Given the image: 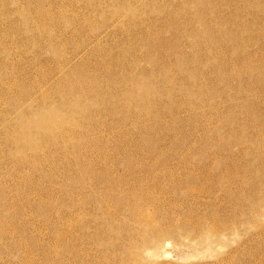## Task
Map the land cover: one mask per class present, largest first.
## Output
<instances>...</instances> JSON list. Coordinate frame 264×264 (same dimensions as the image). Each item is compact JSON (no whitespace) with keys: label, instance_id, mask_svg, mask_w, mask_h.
<instances>
[{"label":"bare ground","instance_id":"6f19581e","mask_svg":"<svg viewBox=\"0 0 264 264\" xmlns=\"http://www.w3.org/2000/svg\"><path fill=\"white\" fill-rule=\"evenodd\" d=\"M19 1L24 4V15L27 17L34 15V19H29V25L36 28L32 35H27L29 37L27 42L36 41L40 46L48 47L52 50L51 55H54V60L57 62V70L60 71L56 78L53 75L55 71L51 73L45 70L32 80L29 89L24 90V93L20 94V98H18L20 101H17L18 104L14 103L11 105L10 108H14V110L10 113L20 108L17 105L21 106L22 111L19 119H22L27 124L24 128H21L18 125L19 123L14 125L11 123L10 130H18L19 132L15 134L14 140L26 142L22 144H28L38 154H41L45 149L43 141L53 142L50 144L59 145L62 148L64 152L62 158L57 159L65 158L62 162L68 172L67 178H70L69 181H65V186H67L68 191L72 190L74 195L69 197L70 200L64 202V205L68 207L66 209L68 212L65 211V214L58 212L59 214L53 218L48 215L46 210H39V213L36 214L42 216L44 224H49L51 227L47 237L41 235L40 232L42 230L40 227L32 226L30 230L25 224L23 217L16 224L14 221V217L18 216L15 213L16 208L7 207L0 199V249L6 253L17 254L18 252L17 264H94L80 256L82 254L81 251L84 249L83 246L75 248L77 243L89 238V242L84 243L103 245L101 249L105 258H108V260L112 259L109 261L113 264H123L128 253H130L128 255L130 261H138L142 258V252H147L154 248L152 243L156 244V249L165 247L168 244L165 243L167 238L182 233L178 231V228H182L181 231L187 235H203L205 233H208V236L213 233L225 235L228 233V228L233 225L238 226L247 221L255 225L264 222V184H256L250 175H246L247 173L243 174L242 170L249 171L250 165L238 158L240 156L239 152L233 151L229 143H218L219 151H212L210 147L213 143H205L206 141L198 143L196 146L194 142L195 144L193 143L191 147H185V152L188 149L202 151L203 153L205 151L210 152L212 157L215 158L213 161H194L186 158L174 160L170 158L171 155L162 160L155 156H149L151 157L150 159L141 160L135 158L138 150L131 147H118L119 151L115 153L113 150L111 151L113 153L109 151L110 154L107 153L109 157H104L106 154L103 157H93L94 155L87 157L86 154L88 155V153L85 148L94 143L91 140L84 139L87 137V132L99 130L100 124L108 126L106 119L100 118L99 120V117L104 116L105 113L114 114V117H119L120 119H128L130 114L135 112L137 118H139L137 121L134 119V122L142 124V118L152 112L155 114L153 118L162 117V114L169 112L171 115L170 119H172L171 122L177 125L181 121V116H184L183 113L190 117L195 107L203 108L206 104L207 108L217 109L222 116L225 111L224 107L222 108L216 102L217 96H220L224 91L205 82L203 79L205 75L212 81L218 79L219 82L223 81L231 84V80L235 78V75L242 76L243 71L241 69L244 67L243 69L249 70L250 74L256 76L264 88V51L262 50L261 55L259 54V64H253L252 60L257 56L258 51H246L251 41L246 36V33L250 32L253 27L250 25L251 23L243 22L242 18L244 16L240 13L244 11L246 14H254L251 9V1L254 2L253 0H180L181 4L178 12L184 15V13L188 12V9H191L190 12L193 15L190 20L188 19L189 21L182 23L177 20L176 15L179 14L177 11L176 15L172 13L173 9L166 13L168 7H164L161 0H116L118 6L111 11L110 17L104 18L101 24L91 28L93 36L89 39L94 44L86 38L78 39L77 32H85L80 26H75L73 30L68 29V31L64 32L60 29L55 31L50 27L52 20L56 22L55 24L61 21L58 18L73 20V23L75 22L78 25V20L86 24V26L92 25L94 21L91 19L92 11L96 7L94 2L85 0L83 8L79 0H60L61 3L57 2L59 6L52 7L42 5L39 0ZM55 1L57 0L51 1L50 4L53 5ZM223 2L229 7H234L235 10L227 13ZM226 14L227 17L224 18ZM12 15H14V12H10L5 18L9 19L10 17L9 20L14 22ZM72 17L76 18L72 19ZM160 20L164 21L161 24V29L155 26L156 22ZM228 20L232 23L231 25H237L236 30H234L233 26H224ZM4 21L0 20V26L5 25ZM73 23H70L69 26H72ZM27 27L28 25L26 24L22 32H28ZM238 28L239 30H237ZM100 29L104 31H100ZM43 31L47 33H43ZM164 33H169V35L167 34L168 36H166ZM73 34L77 37L79 45L68 49L66 47L70 45V39H72ZM111 34L121 36V41L116 43L120 53L113 56L109 55L110 53L101 55L100 52L103 51L102 53H104L106 51L103 48L104 46H102V38ZM250 35L252 34L249 33ZM46 36L47 38H45ZM188 39H191L190 43L192 45L190 44V46L194 47L192 48L194 50L192 53L183 50V46ZM13 42L16 41L13 40ZM261 46L260 48L263 47ZM227 48L228 51L224 53ZM230 51L235 58H229L230 54L228 52ZM81 52L87 54L86 57L82 61L79 60L80 62L74 61L75 59L73 60L72 56H78ZM82 56L83 54L80 55V58ZM92 58H95L99 63L92 65ZM228 60L233 61L234 68L230 69L227 66ZM144 61H146L145 64L147 62L148 64L150 63L152 69L136 71L137 69L135 68L141 67ZM100 63L103 64V69L98 66ZM10 64H13V71L8 73L9 77L18 79L17 82L31 78L28 75V71H19L13 61H10ZM205 64L212 66L211 74L204 71L203 67ZM6 65H9V62ZM179 73L182 75L181 77ZM170 81L177 86H171L172 88L165 91L164 86ZM219 82L217 81V83ZM120 83H131V85L126 86L124 89H119L118 85ZM223 87L225 86L223 85ZM241 89L248 94L255 92L254 88L252 90L249 87H242L239 91ZM164 91L167 93L182 92L184 98L180 100L172 97V99H165L163 97ZM33 92L37 95L34 98L36 105L35 102L28 101V97ZM119 96H123L127 100L130 108L120 105L121 101H117ZM202 97H204L203 103H198ZM230 99L231 103L235 102L234 99L237 101L236 96L233 95H231ZM155 105L157 106L154 107ZM235 108L242 110L248 115L246 119L238 120V123H235L243 125L244 130H253V134L249 137L246 135L239 136L238 132L235 131L234 135L240 141L246 139L248 144L250 143L249 150L251 148L252 151L255 148L257 149V154H255L260 160L261 165L259 167L262 169V180H264V100L262 93L258 94L256 98L242 101V103L238 102ZM30 113H34L35 118L33 116L30 117ZM233 118L232 115L225 117L226 121L232 122L234 121ZM16 125L18 126L16 127ZM211 125L216 129V133H220V124ZM208 127L211 128L210 125ZM177 129L180 128L177 126ZM197 133L199 134V131ZM75 138L77 139L73 141L72 139ZM93 138H95V135ZM196 138L195 140H198ZM34 140L43 141L34 143ZM145 144L147 143L145 142ZM106 146L109 148L108 145ZM103 150L105 151V149ZM245 151L247 152V150ZM54 153L60 154L57 151L53 152L50 150L49 155L52 154L53 157ZM181 157H183L182 154ZM56 163L57 161H54L53 166ZM44 164H46L44 161L39 162L41 168ZM44 176L55 180L51 171L49 172V177L45 174ZM245 182L250 185V192L246 191L247 193H243L244 187L242 185ZM35 185L38 186L39 183L36 182ZM185 187L188 191L199 192L194 198L202 205H209L210 211L203 214L198 212L195 215L191 214L189 218L178 224L170 220L175 217L176 211L173 208H177V206L161 211L159 196L161 197V193L167 190L171 193L170 201L174 200L180 205L184 204L186 198L183 196L178 197L177 192ZM219 190L226 192V196L219 194ZM253 192H258L259 195L256 193L258 196L254 197ZM69 194L71 195V192ZM205 195H209V198L206 199ZM53 200L55 199L50 201L45 199V202L46 204H51L50 202ZM230 201L234 203L233 207L236 206L235 208L232 207L235 209L234 211L228 208L229 204L227 203ZM247 201L251 203L252 201H257V205L247 206ZM38 202L45 204L42 200ZM212 207H214V210H212ZM149 209L156 210L157 218L149 217L147 213ZM211 210L217 211L218 214L213 216ZM222 213L223 215L227 213L228 216L226 218L225 216L222 217L220 215ZM99 216L115 221L107 228L105 226L101 227L99 229L100 233H92L91 226L93 224L98 225V227L101 226L97 220ZM121 218L128 220V226L121 222ZM134 223L140 224L138 231L135 230ZM122 228H125L126 232L130 233L129 237H131L129 240L137 244L134 245L135 249L130 245L129 248L125 247L127 249L121 247V251L125 249V252L126 250L128 252L125 253V256L124 251L121 252L117 249L120 247H116L117 245L114 241L115 239L118 240L119 229ZM73 235L77 236L75 243L71 245L68 242L69 240L66 241V239L72 238ZM55 236L61 237V243H59L57 254H52L50 246L54 244ZM132 236H138L140 239L138 240L137 238L135 242L136 238L131 240ZM208 236L207 238H209ZM7 237L13 238L11 240L14 241H8ZM45 238H48L47 242L44 240ZM120 241L122 242V240ZM119 242L118 244H120ZM36 249L38 252L35 251ZM68 251H72L71 256L69 254L66 257ZM72 257L75 260L71 259ZM140 264L144 263L141 261Z\"/></svg>","mask_w":264,"mask_h":264},{"label":"rangeland","instance_id":"374dc122","mask_svg":"<svg viewBox=\"0 0 264 264\" xmlns=\"http://www.w3.org/2000/svg\"><path fill=\"white\" fill-rule=\"evenodd\" d=\"M51 1H53V0H47L46 2H45V0L44 1L39 0V2H41L42 5L44 4L47 7L59 6L58 3H61L60 0L59 1L57 0L54 2L53 5H51L50 4ZM79 1L81 2L80 5H82V7L84 8L85 0H79ZM90 1L94 2V5H96L94 10L92 11L91 19L94 20L92 25L86 26V24L79 22V20L77 21L79 23V25H78L75 22L73 23V20H68L67 18L66 19L58 18V20H61V21L58 24H55L56 22L52 20V22L50 23L51 24L50 27H52V29H54L55 31H58L60 29L61 31L64 32L66 30L68 31V29L73 30L75 28V26H77V27L80 26V28H82L85 32L80 33L78 31L77 32L78 39L79 38H86L88 40L89 38H91L93 36L91 28L101 24L104 18L110 17L111 11L114 10V8L118 6L116 3V0H90ZM239 1H241V0H239ZM253 1L254 2L251 1V9H252L254 14H246L244 11H241L240 13L242 14V16H244L242 18L243 22L249 23V24L251 23L250 25L253 27V29H255V30L251 29L250 32L248 31V33H246V36H248V38H250V40H251L249 45H248V47H250L251 49L247 47L246 51H251V50L258 51L257 56L252 60V62H254L253 64L258 65L259 60H260L261 51L262 50L264 51V10H263L264 9V0H259L258 2H257V0H253ZM161 2H163L162 5L164 7L165 6L168 7L166 10V13H168L167 11H169V10L171 11L173 9L172 13H174L176 15V11L177 12L179 11V6L181 4L180 0H177V1L176 0H174V1L173 0H171V1L170 0H166V1L161 0ZM224 4L225 3L223 2V6L226 9L227 13L233 12L235 10L234 7H232V6L229 7V5H226V4L224 5ZM217 5H219V3H217ZM261 6H263V7H261ZM23 9H24V4L19 0H0V20L4 21L6 19L4 21L5 25L0 26V74L6 73L4 75L3 74L0 75V199L2 200V202L5 205H7V207L16 208L15 213H17V215H18L16 217H14V221L16 224L19 222L20 218L23 217L25 224L28 226V228L30 230L32 229V226L40 227V229L43 232V234H42V232H40L41 235L42 236L45 235L47 237V235H48L47 233L50 232L51 227L49 224H44L42 216H39L36 214L39 213V210H46L48 212V215L49 216L51 215L52 218L56 217L59 213L65 214L66 212H68V210H66V209H68V207H66L64 205V202L66 200H70L69 197L73 196L74 194H73L72 190L68 191L67 186H65V183H66L65 181L66 180L69 181V179H70V178L69 179L67 178L68 172H67L66 168L64 167L65 166L64 163L62 162V160L65 158L57 159V158H62V155L64 153L62 151V148H60L59 145H51L50 143H53V142H49V141L45 142L43 140H34V143H40L42 141L45 143V145H44L45 149L42 151L41 154H38L36 152V150H34L33 148H30L28 144H22V143H26V142H23L20 140L19 141L14 140L15 134L17 132H19L18 130H15V129L10 130L11 123H13L12 125L19 123L18 125H20L21 128H24L27 124L22 119H19L20 113L22 111L21 106L17 105V107H20V108H17L13 113H10L14 110V108H10L11 105L14 103L18 104L17 101H20V100H18V98H20V94L24 93V90L29 89V86L32 83V80L34 78H36L37 76H39L45 70H48L51 73H53L55 71L53 75L56 78L58 77L57 74H59V71H60V70H57L58 67L56 66L57 62H56V60H54V58H55L54 55L53 54L51 55V52H53L52 50H50L48 47L40 46L36 41L27 42L28 41L27 38H29L27 35H30V34L32 35L36 27L29 25V23H30L29 19H34V15H30L29 17H27L26 15H24ZM81 10H83V9H81ZM83 11H85V10H83ZM190 11H191V9L190 10L188 9V12L186 11L187 13L186 14L184 13V15L182 13L180 14L178 12L179 14H177L176 17H177V20L179 21V23L187 22L191 19L190 17H192L193 15H192V12H190ZM10 12H14V15H12V19L14 20V22H11L9 20L10 17H9V19L5 18V16L10 14ZM255 13H256V15H255ZM35 14L38 15V13H36V12H35ZM153 14H156V13H153ZM164 14H165V12H164ZM230 14H228V15H230ZM68 17L70 18V16H68ZM226 17H227V14L224 16V18H226ZM75 18L76 17H72V19H75ZM184 18H185V20H184ZM229 20H228V22H225L224 26L225 25H226L225 27H232L233 26L234 30H236L237 25H231L232 23H230ZM70 23H73V25L69 26ZM163 23H164V21L160 20V21L156 22L155 26L159 27L161 29V26H162L161 24H163ZM26 24L28 25L27 29L30 32L29 31L28 32H22V30L24 29ZM22 26H23V28H21ZM6 27H8V28H6ZM3 28H5V29H3ZM239 28L237 30H239ZM256 28H257V30H256ZM103 29H104V27H103ZM103 29L102 30L100 29V31H104ZM71 30H70V32H71ZM182 32H183V30H182ZM43 33H47V32L43 31ZM249 33L252 35L249 36ZM167 34L169 35V33H164V35L168 36ZM253 34H254V36H253ZM261 35H262V37H260ZM47 36L45 38H47ZM261 39H263V40H261ZM13 40H15L16 42H13ZM76 40H77V37L73 34L72 39H70L71 43L66 48L69 49V47L74 48L75 45L78 46L79 42H78V40L77 41ZM115 40H117V42H115ZM120 41H121L120 35L115 36V34H111L107 37L106 36L103 37L102 38V46H104L103 48L106 49V51H104V53H102L103 51L100 52L101 55L102 54L106 55L107 53H110L109 55H112V56L118 55L120 53V50H119L116 43H118ZM90 42H92V41L90 40ZM190 42H191V39H188L186 41L185 45L183 46V50L188 52V53H192V51H194L192 49L194 47L190 46V44L192 45V43H190ZM92 44H94V43L92 42ZM258 44H259V46H258ZM260 46L262 48H260ZM227 51H228V48H227V50L225 49L224 53H226ZM231 53H232L231 51L228 52V54H230L229 58H231V57L235 58L234 56H232L234 54L232 53V55H231ZM81 54H83L82 58H80ZM86 55L87 54H84L81 52L78 56H74V57L72 56V58H73V60L75 59L74 61L80 62V61H82V59H84V57H86ZM257 58H259V59H257ZM10 61H13L14 63H16V66H17L16 68L19 71H25V72L28 71V75L31 78H27L24 81L17 82L18 79H13V78L9 77L8 73H11V71H13V69H12L13 64H10ZM228 61L229 62H227V64H228L227 66L230 67V69L234 68L235 65L233 64V61L232 60H228ZM8 62H9V65H6V63H8ZM145 62L146 61H144L142 63L141 67H137V65H136L137 68H135V66H134V68L137 69L136 71L151 70L152 65L150 63L148 64V62L145 64ZM94 63H99V62H97V60L95 58L94 59L92 58L91 64L93 65ZM51 64H52V66H51ZM98 66H100L102 68L103 64L100 63V64H98ZM211 67L212 66L210 64H208V65L205 64L203 69L205 72H209L211 74V72H212ZM142 68H144V69H142ZM243 68L241 70L243 71L242 76H244V77H242L240 75H235V78H232V80H231V84H228V83L223 82V81L219 82L218 79H215L214 81H212V80L208 79L209 78L208 76H206V75L203 76L204 81L209 83V85L214 86V87H218L219 90L224 91L220 96H217L218 99L216 102L217 104L219 103L222 108L224 107L223 109L225 111H224L222 116H221L220 112H218L217 109L215 110V109L207 108L206 104L204 105L203 108L195 107V109H193L194 111L192 112V115L190 116L191 118L189 116H187V114L183 113L184 116H181L182 117L180 119L181 121L179 120L180 122L177 123V125L171 122L172 119H170L171 115L169 112H167V113L165 112L164 114H162V117H159V118H155V117L153 118V115H155V114L152 112L150 115H147L146 117L142 118L143 119L142 124H138V123L134 122L135 120L137 121V119L139 118V117L137 118V114L135 112L130 114V117H129L130 120H129V118L128 119H120L119 117H114L113 116L114 114L112 115L111 113L110 114L105 113L104 116L99 117V120H100V118L106 119V121L108 122V126L106 124H100L99 130H94L96 133L94 131H92V132L89 131V132H87V135H86L87 137L84 138V139L91 140V141H93L92 143H94V144L89 145L85 148V150L88 153V155L86 154V156L88 157L90 155L89 157H92L94 155L93 157H103V155H105V154L107 155V153L110 154V152L112 150L114 153L118 152L119 151L118 147H127V148L131 147L132 149L138 150V153H137L135 158H138L141 160H147V158L150 159L151 157H154V156L159 157L162 160V159L169 157L171 155L170 158H173L174 160H178L179 158L180 159L186 158V159H190V160H194V161H200V160H202V161H211L212 160L213 161L215 158L212 157L210 152L205 151L203 153L202 151H198V150L193 151V150L188 149V151H190L188 153V151L185 152V149L189 148V146L191 147L194 142L196 143V144L194 143L196 146L198 143H202L203 141H206L205 143H213L212 146L210 147V149L212 148V151H216V150L219 151V144L218 143H229L231 148L233 149V151H235L236 153L239 152L240 156L238 158L243 160L244 163L250 165L249 171L242 170V172H244L243 174L247 173L246 175H248V176L250 175V177L253 178V180L256 182V184H260V185L264 184V180H262L263 179V175L261 172L262 169H260V167H259L261 165L260 160L256 156L257 149L255 148V150L252 151V148H251V150H249L250 149L249 148L250 143L248 144L246 139L240 141L234 135L235 131L238 132L237 134H239V136L246 135L247 137H249L253 134L252 133L253 130L252 131L250 129L244 130L243 125H240V124L238 125L235 123V122L238 123V120L246 119L248 117V115L245 112H243L240 109L235 108L237 106V103L238 102L242 103V101H246V100L248 101V99L250 100L251 98H256L257 95L261 94V93H262V98L264 100V88L262 87L260 81L256 78V76L254 74H250L249 70L246 71V69H243ZM132 69H130V70H132ZM181 76L182 75L180 74V77ZM217 81L219 83H217ZM237 81H239V82H237ZM255 82H256V84H255ZM125 84L120 83L118 85L119 86L118 88L124 89V88H126V86L131 85V83H129V84L127 83L128 85L127 84L125 85ZM167 85H168V87H167ZM223 85L225 87H223ZM171 86L175 87L177 85L174 82L172 83V81H170V83L168 82L164 86V90L167 91L168 89L172 88ZM256 86H257V88H256ZM242 87H249L252 90L254 88L255 92H253V94H248L246 91H243L242 89L239 91V89ZM31 88H32V86H31ZM27 92H29V91H27ZM162 94H163V92H162ZM231 95L236 96L237 101L234 99V101H235L234 103H231V99H230ZM36 96H37L36 93L33 92V94L30 95V97H28V101L34 103L35 102L34 98H36ZM204 96H207V95H204ZM157 97H158V95H157ZM163 97L165 99L178 98L180 100V99L184 98V94L182 92H180V93L179 92H175V93L174 92H171V93L165 92V94H163ZM117 99H118L117 100L118 102L121 101L120 102L121 104L119 103L121 106H126V108L129 107L127 100L124 99L123 96H121V97L119 96ZM202 100L204 101V97L200 98L198 103H203ZM36 104L37 103L35 102V105ZM156 106L157 105H155L154 107H156ZM183 108L186 109L185 107H183ZM226 108H228V109H226ZM19 110H20V112H19ZM230 110H231V112H229ZM237 111H240V112H237ZM136 112H139V111H136ZM212 112H213V114H212ZM210 114H212V115H210ZM228 115H232L234 117L233 122L232 121H226L225 117L227 118ZM31 116H33V118H35L34 113H32V114L30 113V117ZM160 118H162V119H160ZM156 119H158V120H156ZM165 119H166V121H165ZM120 120H122V122H120ZM211 120H213V121H211ZM110 122L113 124L111 125ZM230 122H232V123H230ZM109 123L111 126L109 125ZM210 123L213 125H216V123L220 124L221 126L218 125L222 129V130L220 129V131H219L220 133H216V131H215L216 129ZM207 124H209L210 127L211 128L213 127V128L212 129L209 128L208 127L209 125H207ZM18 125H16V127ZM177 126L180 129H177ZM110 127H111V129H110ZM161 128H162V130H161ZM188 129H190V130H188ZM157 130H158V132H157ZM233 130H234V132H233ZM197 131H199V134L197 133ZM138 132H139V134H138ZM143 133H145V134H143ZM94 135H95V138H93ZM149 135H151V136H149ZM131 137H132V139H131ZM195 138L198 140H195ZM76 139L77 138L72 139V140L74 141ZM180 139L182 140V142ZM145 142L147 144H145ZM56 143H61V142H56ZM80 143H82V142H80ZM105 143H106V145L109 146V148L105 145ZM183 145H184V147H183ZM105 147H107L108 149ZM113 147H114V149H113ZM168 147H170V148H168ZM182 147H183V149H182ZM241 148H244V149H241ZM103 149H105V151H107V152H105ZM50 150H52L53 152L57 151L58 153H60L59 154L60 156L57 155L56 153H54V156L52 157V154L49 155ZM245 150H247V152ZM242 151H244V152H242ZM95 152H96V154H94ZM113 152H111V153H113ZM91 153H93V154L91 155ZM181 154L183 157H181ZM106 155L104 157H109L108 155L107 156ZM149 156H151V157H149ZM52 159H56V160H52ZM40 161H44V163H46L43 165L42 168H41V166H39ZM54 161H57L55 166H53ZM50 171L54 174L55 180H52V178L49 179L50 178L49 177ZM255 173H257V174L255 175ZM44 174L47 175L49 178H46L44 176ZM250 177H246V178H250ZM255 177H256V179H255ZM36 182L39 183L38 186L35 185ZM71 183H73V182H71ZM247 184L248 183L245 182L242 185L244 187V189L246 188L245 190L243 189V193L250 192V188H249L250 185L249 184L247 185ZM247 188L249 191L247 190ZM186 189L187 188L185 187L184 189L177 192L178 197L183 196L186 198L185 203L181 204V205L178 202H174V200L170 201L169 197L171 196V193L168 192L167 190H165L163 193H161V195H162L161 197L159 196V199L161 201V208H160L161 211H165L166 209H169L170 207L177 206V208L176 207L173 208L176 211L175 217L171 218L170 220L175 221L178 224L182 223L187 218H189V215H191V214L195 215L197 212L199 214H203L204 212L210 211L209 205H202L201 203L197 202V200L194 198V196L199 194V192L188 191ZM69 192H71V195L69 194ZM218 193L225 195V196L227 194L223 190H219ZM256 193L258 194V192H255L253 195L254 197H257L259 195V194L256 195ZM205 196H206V199L209 198V195H205ZM173 197L175 198V196H173ZM45 199L47 201H50L51 199H55V200L50 202L51 204H49V203L46 204ZM40 200H42L45 204H40L38 202ZM252 203L250 201L249 202L247 201L246 205L247 206L257 205V201H252ZM227 204H229V206H228L229 210H231V211L235 210L233 208H235L236 206L233 207L234 206L233 202L230 201ZM213 208L214 207H212V210H214ZM212 210H211V212L213 213V216L218 214L217 211H212ZM92 212H94V210H92ZM32 213L35 215H33ZM147 213H148L150 218H157L156 210L149 209L147 211ZM220 215L222 217L225 216V218L228 216L227 213H226V215H223V213ZM243 216H245V215L243 214ZM103 217H105V216L103 215ZM103 217L99 216L97 218L98 222L101 224L100 227H98V225H95V224H93L91 226V232L92 233H100L99 229L101 227L105 226L107 228L112 222L115 221V220H111V219L107 220L106 218H103ZM121 222L125 226H128V224H129L128 220L123 219V218H121ZM156 223L159 224L158 221H156ZM248 223L249 222L247 221V222L243 223L244 225L243 224L238 225V226L233 225L232 227L228 228V231H227L228 233L225 235H222L221 233H213L209 236H208V233H205L203 235L202 234H199V235L188 234L187 235V234H184L183 231H181L182 228H178V231H180L182 233H180L179 235H174L172 237L167 238L165 243H168V244H166L165 247H161L160 249H156L155 248L156 244L152 243V247H154V248L150 249L147 252L146 251L142 252V255H141L142 258H140L136 262L129 260L128 255H130V253H128L126 250V252L128 253V254H126V261H124V263L123 262L122 263L123 264H140V262L142 261L144 264H148V263L149 264H264V222H261V223L256 224V225L254 223H249V225H248ZM139 225H140L139 223H134V228L136 231L139 230L138 229ZM126 231L127 230L125 228L119 229V233H118L119 235L117 238L118 240H116V239L114 240L116 242V245H117L116 247H120V248H117L118 250L125 248V247L129 248L130 246L135 249L134 245H137L135 243H132L129 240V238L131 236L129 237L130 233H127ZM19 232H21V231H19ZM76 236L77 235H75V236L73 235L72 238L66 239V241L69 240L68 242L71 245H73V243H75ZM207 236L209 238H207ZM132 237L133 238L131 240H135V238H136V240H135V242H136L138 236L137 237L132 236ZM7 238L9 239L8 241H10V242L14 241V240H11V239H13L11 237H7ZM60 238L61 237H57V236L54 237L55 242L53 245L50 246V250H51L52 254H55V253L57 254L59 243H61ZM119 239L122 240V242ZM139 239H140V237L138 238V240ZM44 240L47 242L48 238H45ZM129 241L132 243V245ZM84 242H89V238H85L83 240V242H79L75 246L76 249L83 246L84 249H83V251H81L82 254L80 256L83 257L84 260L91 261L94 264H113L111 261H109L112 259L108 260V258H105L104 255L102 254L103 251L101 248L103 247V245H98L96 243H92V244L87 243L86 244ZM118 242L120 244H118ZM91 245H93V246H91ZM127 248H125V249H127ZM85 249H87V250L85 251ZM125 249H123L122 251L120 250L121 252L124 251V256L126 253ZM35 251L38 252L37 249ZM71 252L72 251H68L66 253V257L69 254H70L69 256H71ZM246 252L249 254H247ZM17 255H18V252H17V254L16 253H9V252L6 253L2 249H0V264H17L18 263ZM19 255H20V253H19ZM248 255H249V257H248ZM59 256H61V255H59ZM71 259H74V257H72Z\"/></svg>","mask_w":264,"mask_h":264}]
</instances>
